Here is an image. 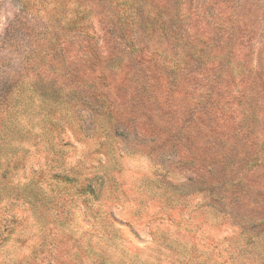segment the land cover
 I'll list each match as a JSON object with an SVG mask.
<instances>
[{"label":"rangeland","instance_id":"374dc122","mask_svg":"<svg viewBox=\"0 0 264 264\" xmlns=\"http://www.w3.org/2000/svg\"><path fill=\"white\" fill-rule=\"evenodd\" d=\"M25 255L264 264V0H0V264Z\"/></svg>","mask_w":264,"mask_h":264},{"label":"trees","instance_id":"16d2710c","mask_svg":"<svg viewBox=\"0 0 264 264\" xmlns=\"http://www.w3.org/2000/svg\"><path fill=\"white\" fill-rule=\"evenodd\" d=\"M93 180H94V178L91 179V181H93ZM91 181L89 180L86 182L85 189L89 195L96 197V195H97L96 190L93 188ZM80 190H83V188L80 187ZM78 196H82L81 192H78ZM30 258H31L30 256L28 257L27 255H25L24 258H20L17 260V262H15V263L13 262L12 264H34L32 261H30ZM103 261H106V260H102V262ZM53 264H56V263H53Z\"/></svg>","mask_w":264,"mask_h":264}]
</instances>
